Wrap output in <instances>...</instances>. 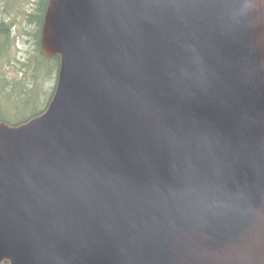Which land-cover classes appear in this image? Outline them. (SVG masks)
<instances>
[{"label":"water","instance_id":"obj_1","mask_svg":"<svg viewBox=\"0 0 264 264\" xmlns=\"http://www.w3.org/2000/svg\"><path fill=\"white\" fill-rule=\"evenodd\" d=\"M40 41L0 264H264V0H49Z\"/></svg>","mask_w":264,"mask_h":264},{"label":"trees","instance_id":"obj_2","mask_svg":"<svg viewBox=\"0 0 264 264\" xmlns=\"http://www.w3.org/2000/svg\"><path fill=\"white\" fill-rule=\"evenodd\" d=\"M29 3L30 7H27ZM49 0H0V8L2 18L0 19V61L6 58L7 53L10 49V46H13L14 42L19 36L26 35L32 45V48L37 50V56L35 57L34 67H32L33 77L36 78L42 70L40 69L38 62L43 63H52L53 68L46 74V76L58 75L60 70L61 58L60 55L54 57H48L42 53L41 50V29L44 22V16ZM25 6V7H24ZM14 11V14L10 19L6 14ZM17 17H21V25L17 26L19 22ZM23 22V24H22ZM17 26V27H16ZM31 27V30L28 29ZM4 62H9L4 60ZM1 64V62H0ZM21 81V80H20ZM9 81L6 82V79L3 76H0V122H6L10 125H18L24 122L29 121L33 117L41 114L48 107V103L51 101L52 96L54 95L55 90H51V97L49 98L46 105L30 115L20 119L18 121H12L8 116L10 113V108L7 102L11 99L21 97L26 91L34 89L35 85H31L27 88H24V91L21 90L15 91V86H21V83H16L13 85L9 84ZM25 85V84H24ZM10 86V89L7 87ZM7 90L9 92H7ZM8 113V115L5 114ZM8 264V261L6 263Z\"/></svg>","mask_w":264,"mask_h":264},{"label":"rangeland","instance_id":"obj_3","mask_svg":"<svg viewBox=\"0 0 264 264\" xmlns=\"http://www.w3.org/2000/svg\"><path fill=\"white\" fill-rule=\"evenodd\" d=\"M24 3L25 6L28 4L27 7L31 8L29 3ZM13 14L14 11L7 13L6 15L11 19ZM1 18L2 15L0 8V19ZM17 19L19 21L17 26H19L21 25V17H17ZM28 29L31 30V27H28ZM26 37V35L19 36L13 46H10L7 56L4 58V60L9 62L6 63L4 60L0 61V76H3L6 79V82L9 81L8 85L11 83L13 85L16 83H21V86L23 85L22 87L19 85L15 86V91L21 90V92H23L24 88L35 85L34 89L26 91L21 97L11 99L7 102L8 106L10 108L12 107V109H10L11 111L9 115L7 112H5V114L8 115L12 121H18L31 113L42 109L51 97V90L56 89L58 80L57 74L50 77L46 76L50 69L53 68V64L47 62H38L42 73L36 78L33 77L32 67H34L37 50L32 48L29 39ZM12 60L13 62L11 63ZM7 88L10 89V86ZM7 92L9 91L7 90Z\"/></svg>","mask_w":264,"mask_h":264},{"label":"flooded vegetation","instance_id":"obj_4","mask_svg":"<svg viewBox=\"0 0 264 264\" xmlns=\"http://www.w3.org/2000/svg\"><path fill=\"white\" fill-rule=\"evenodd\" d=\"M12 62H13V60L11 61V63H12ZM0 69H1V64H0ZM4 263H6V262H4ZM4 263H3V264H4ZM8 264H9V262H8Z\"/></svg>","mask_w":264,"mask_h":264}]
</instances>
